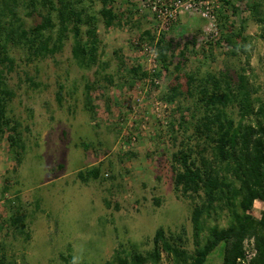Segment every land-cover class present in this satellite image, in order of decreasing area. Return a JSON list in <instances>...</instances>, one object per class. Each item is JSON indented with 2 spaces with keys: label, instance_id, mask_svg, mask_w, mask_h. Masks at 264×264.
Masks as SVG:
<instances>
[{
  "label": "rangeland",
  "instance_id": "rangeland-1",
  "mask_svg": "<svg viewBox=\"0 0 264 264\" xmlns=\"http://www.w3.org/2000/svg\"><path fill=\"white\" fill-rule=\"evenodd\" d=\"M227 1L231 6L219 0L220 33L212 44L205 40L207 23L200 17L182 14L169 31L158 33L150 11L142 10L143 0H115L120 22L109 29L99 24L101 62L107 65L101 72L77 66L72 38L61 53L44 60L26 62L21 50L13 51L16 64L5 78L15 91L10 110L22 125L26 150L17 166L7 135L0 140V242L9 255L20 264H105L117 251L151 252L161 227L182 235V249L194 251L195 204L175 191L172 155L192 133L182 132L180 123L190 120L195 101L182 96L169 102L170 87L179 83L185 92V73L224 71L227 65L234 73L245 68L264 101V0ZM253 3L261 5L259 15H252ZM243 25L236 43L246 39L245 51L232 56L227 37ZM145 32L156 39L166 33L177 45L167 69L158 60V86L131 75L133 68L149 73L150 63L135 45ZM192 37L196 46L185 50L187 61L178 73L179 54ZM157 102L163 107L159 115ZM92 169H99V178L83 182L79 173ZM12 200L26 218L28 241L7 233L2 222L12 214L7 205ZM263 207L255 203V218ZM220 216L212 215L209 226H227V210ZM158 264L172 259L162 253Z\"/></svg>",
  "mask_w": 264,
  "mask_h": 264
},
{
  "label": "trees",
  "instance_id": "trees-1",
  "mask_svg": "<svg viewBox=\"0 0 264 264\" xmlns=\"http://www.w3.org/2000/svg\"><path fill=\"white\" fill-rule=\"evenodd\" d=\"M223 1L231 6L229 1ZM114 3L115 0H0V140L7 135L17 166L22 162L26 144L22 125L10 110L15 91L5 78L6 71H12L16 64L13 51L21 50L26 62L44 60L61 53L72 38V56L77 66L84 71L101 72L107 65L101 62L99 24L102 21L109 29L120 22ZM260 7L257 3L250 6L253 16L259 15ZM29 21L33 24L28 25ZM241 30L227 37L232 56L245 51L246 39H241L240 45L236 43L244 25ZM165 34L156 39L151 32H145L140 40L150 43L167 69L169 54H174L177 45ZM190 46H196L194 37L179 54L175 66L178 73L187 61L185 50ZM246 74L245 68L234 73L227 65L224 71L193 70L184 75L187 90L180 91L182 85L176 83L167 97L169 102L182 96L195 101L196 111L190 120L184 118L180 123L182 132L192 133L188 142L172 155L175 191L195 204L191 216L194 251L182 249V235L167 234L161 227L155 233L151 252L144 255L117 251L105 264H158L162 253L172 259V264H211L216 257L219 264H264V209L259 218L253 215L255 202L264 204V101L256 96L258 91ZM131 75L148 78L147 72L137 68L131 70ZM181 78L177 76L176 82ZM27 80L38 88L32 79ZM61 89L57 93L60 103ZM90 90L87 87L88 109L92 108ZM99 175V169H92L81 171L79 178L88 182ZM7 205L12 211L2 221L8 227L7 233L28 241L30 233L21 208L14 200ZM225 210L228 225L209 226L212 215L219 218ZM251 241L254 255L247 261L246 244ZM0 264H20L2 242Z\"/></svg>",
  "mask_w": 264,
  "mask_h": 264
},
{
  "label": "built area",
  "instance_id": "built-area-1",
  "mask_svg": "<svg viewBox=\"0 0 264 264\" xmlns=\"http://www.w3.org/2000/svg\"><path fill=\"white\" fill-rule=\"evenodd\" d=\"M144 9L149 10L152 14L158 33L169 31L179 16L187 14L204 19L207 23L205 40L212 44L218 42L220 33L218 20L220 10L219 0H143L142 10ZM135 45L145 58V61L150 63L147 79L155 86L160 85L159 76H155V74L159 73L156 71L158 58L155 49L147 41L137 40L135 41ZM162 108L160 102L155 104V111L158 115L161 113ZM252 247L253 241H251V244H246L247 261L254 255Z\"/></svg>",
  "mask_w": 264,
  "mask_h": 264
},
{
  "label": "crops",
  "instance_id": "crops-1",
  "mask_svg": "<svg viewBox=\"0 0 264 264\" xmlns=\"http://www.w3.org/2000/svg\"><path fill=\"white\" fill-rule=\"evenodd\" d=\"M256 202H258V201H256ZM256 202H255V203H256ZM261 203H262V202H261ZM263 209H264V207L262 208V210H263Z\"/></svg>",
  "mask_w": 264,
  "mask_h": 264
}]
</instances>
